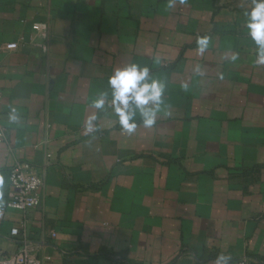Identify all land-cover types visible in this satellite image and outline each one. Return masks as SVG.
<instances>
[{
    "label": "crops",
    "instance_id": "0c3cea01",
    "mask_svg": "<svg viewBox=\"0 0 264 264\" xmlns=\"http://www.w3.org/2000/svg\"><path fill=\"white\" fill-rule=\"evenodd\" d=\"M246 19L229 0H0V204L15 163L42 181L35 209L0 211V253L264 264V64ZM129 63L165 84L156 123L131 134L107 83Z\"/></svg>",
    "mask_w": 264,
    "mask_h": 264
},
{
    "label": "clouds",
    "instance_id": "9594fccd",
    "mask_svg": "<svg viewBox=\"0 0 264 264\" xmlns=\"http://www.w3.org/2000/svg\"><path fill=\"white\" fill-rule=\"evenodd\" d=\"M247 19L245 28L248 36L257 46V64H264V0H252V6L245 13ZM198 52L203 53L209 44V37L198 38ZM232 60L237 59L233 55ZM110 89V105L122 129L131 134L138 127L136 117L144 127H152L156 123L157 114L162 110L165 84L149 67L137 63H129L116 68L108 78ZM187 87L186 85L184 86ZM109 92L102 91L93 101V107L98 110L105 108ZM13 113L15 109L12 110ZM11 120L18 117L10 114ZM93 115L91 120H95ZM231 257L220 253L215 264H229Z\"/></svg>",
    "mask_w": 264,
    "mask_h": 264
},
{
    "label": "built area",
    "instance_id": "2783aa9c",
    "mask_svg": "<svg viewBox=\"0 0 264 264\" xmlns=\"http://www.w3.org/2000/svg\"><path fill=\"white\" fill-rule=\"evenodd\" d=\"M34 32L43 35L45 26L34 24ZM16 42L7 44V50L17 49ZM2 141V132H0V142ZM9 185L13 191V196L6 202L0 204V211L14 210L22 213L35 209L40 203V188L42 181L35 168L27 162H17L9 172ZM11 236H18L17 228H12ZM54 236V234H52ZM37 248L30 242L23 240L16 252L11 256H3L0 253V264H44L49 258H38ZM229 264H252L248 260H238L229 262Z\"/></svg>",
    "mask_w": 264,
    "mask_h": 264
},
{
    "label": "rangeland",
    "instance_id": "374dc122",
    "mask_svg": "<svg viewBox=\"0 0 264 264\" xmlns=\"http://www.w3.org/2000/svg\"><path fill=\"white\" fill-rule=\"evenodd\" d=\"M229 1L235 3L238 7L243 8L245 13L249 11L252 6V0H229Z\"/></svg>",
    "mask_w": 264,
    "mask_h": 264
}]
</instances>
